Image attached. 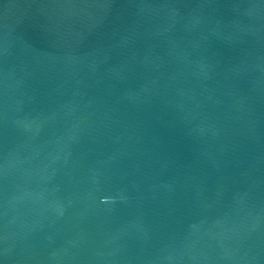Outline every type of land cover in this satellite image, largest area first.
Here are the masks:
<instances>
[{
	"label": "water",
	"instance_id": "obj_1",
	"mask_svg": "<svg viewBox=\"0 0 264 264\" xmlns=\"http://www.w3.org/2000/svg\"><path fill=\"white\" fill-rule=\"evenodd\" d=\"M0 264H264V0H0Z\"/></svg>",
	"mask_w": 264,
	"mask_h": 264
}]
</instances>
